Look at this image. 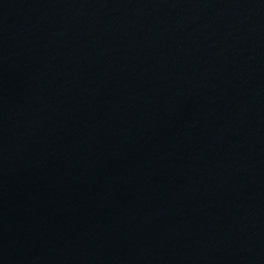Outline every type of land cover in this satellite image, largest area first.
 Instances as JSON below:
<instances>
[{
    "label": "water",
    "instance_id": "1",
    "mask_svg": "<svg viewBox=\"0 0 264 264\" xmlns=\"http://www.w3.org/2000/svg\"><path fill=\"white\" fill-rule=\"evenodd\" d=\"M0 264H264V0H0Z\"/></svg>",
    "mask_w": 264,
    "mask_h": 264
}]
</instances>
